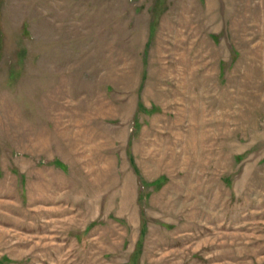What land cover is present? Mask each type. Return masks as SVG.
<instances>
[{"label": "rangeland", "instance_id": "374dc122", "mask_svg": "<svg viewBox=\"0 0 264 264\" xmlns=\"http://www.w3.org/2000/svg\"><path fill=\"white\" fill-rule=\"evenodd\" d=\"M0 264H264V0H0Z\"/></svg>", "mask_w": 264, "mask_h": 264}]
</instances>
